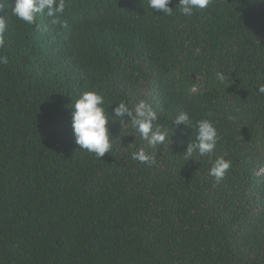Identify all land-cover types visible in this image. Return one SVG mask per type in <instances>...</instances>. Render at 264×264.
I'll use <instances>...</instances> for the list:
<instances>
[{
  "label": "trees",
  "instance_id": "1",
  "mask_svg": "<svg viewBox=\"0 0 264 264\" xmlns=\"http://www.w3.org/2000/svg\"><path fill=\"white\" fill-rule=\"evenodd\" d=\"M0 2V264H264V3L213 0L183 17L143 0H67L56 23L29 26L14 0ZM85 91L110 115L146 101L166 144L110 121L122 137L112 152H79L70 113ZM181 112L193 136L174 129ZM205 118L216 149L185 159ZM141 147L156 154L151 167L131 160ZM217 157L231 161L219 183L208 174Z\"/></svg>",
  "mask_w": 264,
  "mask_h": 264
},
{
  "label": "clouds",
  "instance_id": "2",
  "mask_svg": "<svg viewBox=\"0 0 264 264\" xmlns=\"http://www.w3.org/2000/svg\"><path fill=\"white\" fill-rule=\"evenodd\" d=\"M264 3V0H259ZM152 13H160L156 16H173L177 12L183 17H192L193 15L207 10L213 3V0H178L175 8L169 7L172 0H143V4ZM67 0H14V6H11V15L22 21L26 25H33L39 15H46L52 18V23H56V18L65 12ZM5 7L0 2V10ZM8 25L3 17H0V46H3V36L7 31ZM0 64L7 65L8 58L0 56ZM214 79L220 84L227 80L226 75L217 71ZM259 94L264 95V83L257 87ZM71 129L75 144L79 152L86 151L93 155L97 160L106 153H111L113 143L122 137L113 138L110 130V121L113 124L120 125V131L124 126L131 128L134 134L147 142V145L156 148L158 145H165L168 140V132L163 125L156 123L158 120L157 112L144 100H140L131 106L126 102H119L112 108L111 115L106 113L104 97L96 91H85L79 98L71 104ZM211 116V113L208 114ZM230 120L233 117H228ZM174 129H179L181 125L192 130L190 116L186 112L179 113L172 121ZM195 139L190 138L186 150L183 152L185 159L193 160L194 155L206 156L214 153L219 141V134L215 123L210 118L200 119L195 125ZM134 136L135 135H131ZM131 160L151 167L156 163V154L149 153L144 147L131 152ZM231 168V161L223 157H217L212 164L209 175L219 183L225 178L226 173Z\"/></svg>",
  "mask_w": 264,
  "mask_h": 264
}]
</instances>
